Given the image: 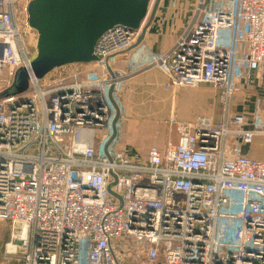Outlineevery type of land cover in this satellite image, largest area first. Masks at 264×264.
<instances>
[{"label":"built area","instance_id":"2783aa9c","mask_svg":"<svg viewBox=\"0 0 264 264\" xmlns=\"http://www.w3.org/2000/svg\"><path fill=\"white\" fill-rule=\"evenodd\" d=\"M143 25L113 27L93 63L42 81L14 0H0V94L17 70L28 75L26 92L0 98V223L12 260L0 264H264V161L241 153L264 135L262 116L172 120L177 143L139 155L123 147L118 104L132 67L158 68L171 87L222 90L227 106L239 81L264 82V0H202L170 52L139 44L122 55Z\"/></svg>","mask_w":264,"mask_h":264},{"label":"crops","instance_id":"0c3cea01","mask_svg":"<svg viewBox=\"0 0 264 264\" xmlns=\"http://www.w3.org/2000/svg\"><path fill=\"white\" fill-rule=\"evenodd\" d=\"M202 0H160L155 17L148 27L141 45L146 50L156 54H167L175 46L177 40L186 34L194 19L198 4ZM216 0H204L205 3ZM152 0L150 6L154 5ZM151 10H149L150 12ZM131 60L123 62V70L132 67ZM155 73V74H152ZM152 74L159 76L165 83L164 88L170 91L168 98L165 96L159 101L155 97L142 99L135 95V103L132 105L133 85L140 77ZM151 76V75H150ZM157 76H151L158 78ZM149 77V76H148ZM145 78V79H146ZM253 82L246 86L241 80L236 85L235 94L229 105L220 103L221 107L213 108L210 98H207L206 89L175 88L169 85L165 74L158 68L138 69L132 67V72L127 74L119 96V107L123 113L124 148L130 154L145 155L151 147L165 148L168 142L177 143L178 136L174 129L168 128V121L194 122L199 118H208L213 123H220L226 115L245 114L249 118L258 112L264 115V82L259 84L255 74ZM151 82V79H150ZM137 85V84H136ZM150 97V96H149ZM152 97V96H151ZM125 112H172L170 118L158 120L131 119L125 116ZM251 120V119H250ZM163 124L165 126H163ZM248 128V127H247ZM250 128V126H249ZM264 135L254 137L251 145L241 146V153L249 158L264 161L263 142Z\"/></svg>","mask_w":264,"mask_h":264},{"label":"water","instance_id":"95a60500","mask_svg":"<svg viewBox=\"0 0 264 264\" xmlns=\"http://www.w3.org/2000/svg\"><path fill=\"white\" fill-rule=\"evenodd\" d=\"M31 0L27 5L28 27L36 32V55L31 72L43 80L53 71L70 65H89L96 59V41L115 26L136 30L144 23L136 44H141L152 23L160 0ZM28 89V75L17 70L9 92L22 94Z\"/></svg>","mask_w":264,"mask_h":264},{"label":"rangeland","instance_id":"374dc122","mask_svg":"<svg viewBox=\"0 0 264 264\" xmlns=\"http://www.w3.org/2000/svg\"><path fill=\"white\" fill-rule=\"evenodd\" d=\"M30 1L31 0H14V8L16 11L18 28L21 34V39H22L21 41L23 42L24 46L29 51H33L34 53H36L37 34L36 32H34L28 27V15L26 11L27 5L29 4ZM151 9H152V5L149 6V10ZM145 68L146 67L139 68V69H145ZM76 69H77L76 67L74 68L73 67H68V68L63 67V69L61 70L58 69V70L53 71L51 74L46 76L42 81H47L49 79L62 75L63 73H66V72L70 73ZM152 74H155V73H152ZM152 74L146 75L147 78L143 76L136 80L137 85L136 84L133 85V89L130 91L132 93V99H133L131 101L132 105L135 103V99H136L135 95L142 99L150 98V100H152V98L155 97L159 101H161V99L164 96L168 98V96L170 95V91L164 88L165 86L163 83L165 82L159 76L152 75ZM150 75L157 76L158 78L151 77ZM150 79H151V82H150ZM194 89H197V88H194ZM198 89L207 90L206 91L207 98H210L213 108L217 107V104H218V108H220L222 104L227 105L225 102L221 101V97L223 95L222 90L215 89L210 86H201V87H198ZM232 99L233 97L231 98L230 103ZM171 113L172 112H125V116L131 119L140 118L144 121V120H158V119H162L165 117L170 118ZM262 118L264 120V115ZM170 121H168V123ZM176 121H178V119ZM125 122L126 120L124 121V124ZM163 126L165 125L163 124ZM168 128H169V125H168ZM241 146H244V145H241ZM263 146H264V142H263ZM262 159H264V148H263V158ZM10 234H11L10 228L8 227V225L4 223H0V262L12 261L11 257L6 254L7 246L10 244ZM139 263L140 261L138 262L137 260H134V259L124 260V264H139Z\"/></svg>","mask_w":264,"mask_h":264},{"label":"trees","instance_id":"16d2710c","mask_svg":"<svg viewBox=\"0 0 264 264\" xmlns=\"http://www.w3.org/2000/svg\"><path fill=\"white\" fill-rule=\"evenodd\" d=\"M66 67H67V68H68V67H73V68L76 67V68H79V67H82V65H70V66H66ZM66 67H65V68H66ZM61 69H63V68H61ZM61 69H60V70H61ZM157 148H158V147H157ZM159 149H160V148H159Z\"/></svg>","mask_w":264,"mask_h":264}]
</instances>
